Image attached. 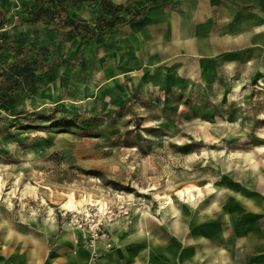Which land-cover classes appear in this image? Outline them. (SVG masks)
Returning a JSON list of instances; mask_svg holds the SVG:
<instances>
[{
  "label": "rangeland",
  "instance_id": "1",
  "mask_svg": "<svg viewBox=\"0 0 264 264\" xmlns=\"http://www.w3.org/2000/svg\"><path fill=\"white\" fill-rule=\"evenodd\" d=\"M24 2H2V31L10 26L36 33L16 21L25 17ZM72 5H66L71 14L93 21L96 7L87 18ZM41 30L40 40L57 44L63 59L62 33L46 22ZM103 37L83 43L94 70L87 84L71 82L65 71L28 95L7 71L11 59L0 54V215L25 231L36 232L27 221L41 217L50 216L57 227L38 234V247L0 237V254L40 253L44 264H65L55 250L71 236V254L83 253V264H112L115 257L127 264H182L189 231L179 240L161 226L171 240L170 257L147 251L152 244L133 251L120 236L136 213L148 211L158 225V205L166 196L176 202L179 190L198 187L206 197L204 186L218 181L212 174L228 165L229 156L248 151L264 158V42L236 43L229 55L179 53L132 77L99 59ZM163 66L178 67L175 83L139 86ZM105 67L104 80L99 74L91 84ZM68 200L72 210L61 207Z\"/></svg>",
  "mask_w": 264,
  "mask_h": 264
},
{
  "label": "crops",
  "instance_id": "2",
  "mask_svg": "<svg viewBox=\"0 0 264 264\" xmlns=\"http://www.w3.org/2000/svg\"><path fill=\"white\" fill-rule=\"evenodd\" d=\"M109 1L124 4L128 0ZM236 4L253 5L254 9H238ZM93 7L85 4L79 10L88 18ZM43 23L37 25V33L39 30L44 32L41 30ZM243 28H246L245 33H242ZM104 38L107 42L105 47L100 46L99 59L112 62L114 65L109 66L114 67L116 73L127 72L132 77L179 53L202 58L221 52L229 55L235 50L236 43L245 44L252 40L263 44L264 0H161L150 5L141 18L107 33ZM50 48L60 55L57 44H51ZM67 48L68 45L65 52ZM89 54L92 58L91 51ZM60 63L59 60L53 67L51 77L70 72L69 69L61 71ZM110 67L95 73L91 84L99 74L102 82L105 78L103 71ZM177 68L163 66L139 86L164 88L175 83ZM193 75L190 72L188 79ZM228 161V165L213 173L212 177H218V181L204 186L206 197L197 187L190 189L192 198L186 195L185 189L179 190L182 195L176 192V202L166 196L158 205V225L150 221L148 211L133 214L127 226L128 233L121 235L119 240L130 243L129 248L133 251L144 249V244H152L154 246H149L147 251L170 257L171 240L165 231L163 233V226L169 235L179 240L189 231L183 240L186 247L181 254L182 264H263L264 158L253 157L244 151L229 156ZM27 222L36 232L12 227L0 215V237L10 240L14 246L22 243L24 248L38 247V234L44 237L57 229L50 216ZM121 231L124 230L121 228ZM61 239H65L67 245L57 248L55 255L62 256L65 264H83L86 260L83 253L77 257L71 254V236ZM110 261L112 264H127L120 257ZM0 264H44V258L40 253H21L11 258L0 254Z\"/></svg>",
  "mask_w": 264,
  "mask_h": 264
},
{
  "label": "trees",
  "instance_id": "3",
  "mask_svg": "<svg viewBox=\"0 0 264 264\" xmlns=\"http://www.w3.org/2000/svg\"><path fill=\"white\" fill-rule=\"evenodd\" d=\"M4 0H0V5ZM161 0H128L124 4H114L109 0H25L21 5L24 18L17 17V23L29 26L35 31L43 22L52 25V29L62 33L61 44L67 53L63 59L51 50L49 42H42L30 29L21 33L10 26L4 31L0 21V54L11 59L7 71L19 80L24 95L41 89L45 82H51L55 64L61 60L60 69L70 70L69 80L81 85L88 83L94 70L92 58L84 52L86 38L98 39L107 33L116 31L120 26L142 17L150 5ZM73 3L72 9L78 11L85 4L96 7L92 22L77 18L66 5ZM33 30V31H34ZM82 43V45L80 44ZM74 56L72 57V55ZM69 65V66H68ZM47 78H45V77Z\"/></svg>",
  "mask_w": 264,
  "mask_h": 264
},
{
  "label": "bare ground",
  "instance_id": "4",
  "mask_svg": "<svg viewBox=\"0 0 264 264\" xmlns=\"http://www.w3.org/2000/svg\"><path fill=\"white\" fill-rule=\"evenodd\" d=\"M213 175V174H212ZM198 188V187H197ZM192 193V192H191ZM179 194H183V192H180ZM186 195H189V197H191L192 198V194L190 195V190L189 189H187L186 190ZM164 206V205H163ZM62 208H66V209H69V210H72L73 209V205H72V203H71V200H68V202H66V203H64V204H62V206H61ZM85 213H86V211H85Z\"/></svg>",
  "mask_w": 264,
  "mask_h": 264
}]
</instances>
